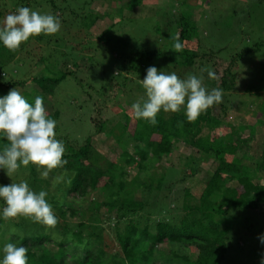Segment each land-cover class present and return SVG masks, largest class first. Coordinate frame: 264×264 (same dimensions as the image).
Masks as SVG:
<instances>
[{
  "label": "rangeland",
  "instance_id": "obj_1",
  "mask_svg": "<svg viewBox=\"0 0 264 264\" xmlns=\"http://www.w3.org/2000/svg\"><path fill=\"white\" fill-rule=\"evenodd\" d=\"M133 2V0L131 3L130 0H0L6 11L0 19V24L8 14L14 13L22 6L52 14L61 23V28L56 34H41L31 38L27 47L32 55L31 65L30 59L6 65L4 81L9 79L22 81L39 72L46 75L45 69L48 70L49 76L54 75L57 73L54 62L52 63L55 70L43 68L47 63L41 65L38 62L39 65L35 64L36 67H33L40 57L48 55L56 62L62 60L71 65L69 71L71 74L59 82L51 93L53 109L60 114L56 120V138L63 144H70L76 150L83 145L85 138L91 137L93 141L90 158L94 164L104 168L108 163H117L118 167L122 165L119 148L121 144L117 145L114 136L119 139L121 136L119 133L124 130L121 128L124 124L122 123L124 113L131 112V105L144 99L145 90L139 80L145 77L149 67L169 74L174 72L181 79H185L189 74L199 76L201 68L209 67L217 75V79L211 80L207 78L206 73L203 74L204 86L209 91L213 88L222 89L220 84L218 85L219 79L230 71L234 76L233 81L227 78L225 83L232 85H226L227 89H222V102L209 108V116L217 117L223 126L230 123L237 129L240 138L247 140V144L240 146L235 156L242 160V165L251 170L253 163L259 160L261 138L264 137V108L262 111L259 109V105L264 103V83L260 80L264 72V0H139L135 8L130 7ZM179 17H184L195 27V30L190 32L191 38L187 44L181 42L185 45L183 49L193 56L190 64L181 65L182 67L176 61L177 52L173 48L174 38L179 30L177 24ZM142 51H153L154 57L148 60L145 57L139 63L127 67L125 60ZM49 58L51 60L50 56ZM79 59H82V65L80 68H73ZM229 60L235 61L234 67L230 65ZM132 67L137 68V72L128 70ZM113 73L118 76L112 77ZM120 81L123 87L118 92L114 85ZM29 85L15 88L24 97L27 95L30 98L31 93L28 92L32 91L30 87H33ZM109 89H116L117 97L114 108L112 107L114 110L110 109L107 112L98 105V101L100 102L102 95L108 94ZM10 90L3 92L7 95ZM33 91L34 95H39V90ZM96 113H100V116L96 117ZM176 113L184 114L183 108ZM256 114H259V118L254 117ZM106 118L108 119L106 124L100 121ZM94 119L97 123L103 122L100 126L104 132L111 131L114 135L101 134L94 137L92 122ZM128 125V132H140L133 121L128 122ZM227 132L225 128L213 132L212 129L203 130V133H209L210 137L216 136L213 138L214 141H223L225 139L223 136L228 135ZM127 153L132 154L130 147L127 148ZM194 159L199 162L195 166L191 164ZM225 159L230 160L226 156ZM217 162L218 159L213 153L205 159L195 149L182 142H175L172 153L162 158L157 166L153 168L149 166L146 172L140 170L138 176H136L138 168L125 170L121 168L126 173L120 179L126 182L125 192L133 191L134 198L138 199L140 192H136L134 186H131L130 179L136 177L142 180L147 175L154 180L161 178L159 191L140 190L143 208L139 210L137 216L143 220L146 215L151 223V226L148 224L149 229L152 231V223L156 220L175 223L179 218L181 211L178 207L182 201L178 192L183 188L188 189L195 197L189 205L197 202L199 192ZM27 172L28 167H21L16 174L8 177L6 171L0 169V186L21 180L27 181ZM54 177L56 182L62 179L59 174ZM258 181L257 176L253 183ZM51 182L47 190L49 194L53 191L52 187H56L53 184L54 178ZM56 194L59 196L58 203L82 214L81 230L84 234L93 229L97 233L102 231L106 236L104 241H109L114 248L113 236L110 229H107L112 225V221L107 220L111 216L105 213V209L100 208L98 212V218L104 223H98L95 217L91 220L86 219L94 210V205L90 201H94L95 197L88 194L82 199L79 196H68L66 202L63 199L65 194L60 188ZM98 194L97 201L101 199ZM119 197H122V193ZM4 206L3 201H0L1 218ZM53 212L56 213L55 210ZM220 212H223V209H220ZM231 216L238 231L237 234L227 235V250L220 264H260L264 257V245L256 238L260 234L259 231L264 230V209L243 210L232 213ZM80 219L72 217L68 223H78ZM246 219L248 220L244 224ZM10 220L17 224L21 221L30 222L26 217ZM7 234L6 230L0 231V236L4 237ZM188 248L191 253L195 252V247ZM156 250L163 257L170 259L171 250L174 248L170 244H161ZM171 260L172 264L176 262Z\"/></svg>",
  "mask_w": 264,
  "mask_h": 264
},
{
  "label": "trees",
  "instance_id": "obj_2",
  "mask_svg": "<svg viewBox=\"0 0 264 264\" xmlns=\"http://www.w3.org/2000/svg\"><path fill=\"white\" fill-rule=\"evenodd\" d=\"M133 1L130 7L135 8L139 0ZM5 12L1 3L0 19ZM177 24L179 30L175 38L178 36L180 42L187 44L191 38L190 32L192 33L195 27L189 24L184 17H179ZM30 42L31 38L22 43L15 52L7 50L0 43V98L6 96L3 91L15 87L22 88L31 84L29 86L33 87H30L32 91L28 92L31 93V97L29 98L24 93L25 98H28L29 103L34 104L37 95L33 94V90H39V95L43 97L44 107L49 118L56 121L60 114L53 109L51 93L59 82L71 74L69 72L72 68L71 65L62 60L56 62L51 55H48L40 57L32 66L36 67L35 64L47 63L43 68L48 67L54 70L56 66L57 73L54 75L49 76L48 70L45 69L46 75L39 72L22 81L13 79L4 81L6 77L4 67L6 65L18 64L29 59L31 65L32 55L27 48ZM145 57L147 60L151 59L154 57V52H137L125 62L127 67H130ZM175 58L180 66H186L190 64L193 56L183 49L182 52L176 53ZM52 62L55 63V66ZM233 62L235 61L229 60L230 65L234 67ZM81 65L82 59H79L73 68H80ZM67 67L69 69H66ZM128 70L137 72V68L134 67ZM117 76L115 73L112 75V77ZM233 77V74L227 71L220 77L218 85L220 84L222 89H227L225 86L232 85V83L227 84L225 80L227 78L232 80ZM260 80L264 83V72ZM114 87L118 88V92L121 91V87H123L121 81L115 83ZM116 97V89H109L106 96L102 95L98 105L105 108L107 112L110 109L114 110ZM111 99L113 100L111 101ZM263 108L264 103H261L259 105L260 111ZM105 109L102 110L106 111ZM209 115L210 110L208 109L194 122H188L184 114L161 111L156 117V124L152 125L146 120L134 119L131 112L124 113V121L122 120L124 124L121 126L124 130L119 133L121 135L119 139L114 136L117 145L120 146L121 144L119 148L122 165L120 167L117 163H108L104 168L93 163L90 158V147L93 141L91 137L85 138L83 145L76 150L70 144H64L63 159L67 160V164L62 168L54 169L47 178L40 176L43 169L37 170L36 166L30 164L26 174L31 190L37 193L41 190L47 192L54 178L53 184L56 187H52L51 194L47 193L46 200L55 210L58 223L55 228H46L32 220L30 222L21 221L19 224L10 219L6 222L0 216V231L6 230L8 232L4 237L0 236V260L3 258V247L7 243H15L17 246L28 249L27 264H172L171 259L176 261L175 263L182 262L184 264H220V260L227 250V235L237 234L238 231L230 218L232 217L231 214L243 212V210L264 209V137L261 138L262 146L259 160L253 163L250 170V168L242 165V160L235 156L239 147L247 144V140L241 139L237 129L232 127L230 123L223 126L217 117ZM95 116H100V113H96ZM254 117L259 118V114L254 115ZM100 121L106 124L108 119H100ZM132 121L135 123V127L140 129V132H128V122ZM92 122L95 130L94 137L101 134L114 135L111 131H103L100 126L103 122L97 123L95 119ZM219 128L228 130V135H222L225 138L223 141H214L213 138L216 136L210 137L209 133H203V130L212 129L213 132ZM221 141L223 144L220 143ZM175 142H182L184 145L195 149L205 159L209 157L210 153H213L218 162L200 190L197 202L190 206L189 203L195 197L191 195L188 189L183 188L178 192L181 194L180 200L182 202L178 207L181 215L176 222L156 220L152 223V231H150L151 223L148 217L145 215L144 219L141 220L139 219L140 216H137L139 210L143 208L140 190L159 191L161 178L154 180L147 175L142 180L136 177L130 179L131 186H134L136 192H140L137 199L134 198L133 191L125 192L126 182L122 181L120 177L126 172L124 173L121 168L124 170L126 168H138L136 172V176H138L140 170L146 172L149 166L153 168L161 162L162 158L168 157L172 153ZM7 143L6 138L0 136V150ZM128 147L132 149V154L127 153ZM94 152L98 154L96 150ZM225 156L229 157L230 160H226ZM196 163H199L197 159L191 161L194 166ZM186 172L191 174L189 170ZM56 174L62 176L59 182L55 180ZM257 176L259 181L253 183ZM59 188L65 194L63 199L66 202H68V196H79L82 199L88 194L95 197L94 201H90L94 205V210L88 214L86 219L91 220L95 217L98 223H104L98 218V212L100 208L105 209V213L111 216L107 220H111L112 225L107 229H110L113 236L114 248L109 241H104L106 236L101 228L102 235L101 232H98L99 234L94 232V229L90 230L88 234L82 232L83 221L80 219L82 214L78 210H70L66 205L58 203L59 196L56 193ZM121 193L122 197H119ZM96 194L101 197L98 201ZM220 209H223V212H220ZM66 212L69 214L65 215ZM72 217H79L81 221L74 224L68 223ZM247 220L244 221V224ZM259 233L256 238L258 242H260L258 237L264 235V230L261 229ZM161 244L173 246L174 250H171L170 259L163 257L156 250L157 246ZM188 247H195V252L191 253Z\"/></svg>",
  "mask_w": 264,
  "mask_h": 264
},
{
  "label": "clouds",
  "instance_id": "obj_3",
  "mask_svg": "<svg viewBox=\"0 0 264 264\" xmlns=\"http://www.w3.org/2000/svg\"><path fill=\"white\" fill-rule=\"evenodd\" d=\"M61 28V23L52 14L41 13L29 7H19L8 14L0 24V43L9 51H17L21 44L30 38L43 35H54ZM173 48L175 52L183 50V43L178 36ZM201 75L189 74L181 79L176 73L158 71L149 67L146 75L139 80L145 90V97L131 105L134 119H143L156 124L158 113H176L183 108L188 122H194L203 112L222 102V89L209 91L204 86V73L211 80L217 79L216 73L209 67L200 69ZM56 121L49 118L44 107L43 97L37 95L34 104L16 89L0 98V136L7 144L0 150V169L11 177L21 167L30 164L41 171V177L47 178L54 169L67 164L63 159L65 146L56 138ZM47 192L39 193L29 188L26 180L0 186V201L4 207L2 216L5 220L26 217L46 228H55L58 220L52 206L46 200ZM264 244V235L258 237ZM0 264H27L28 249L7 243L3 249ZM260 264H264L262 257Z\"/></svg>",
  "mask_w": 264,
  "mask_h": 264
}]
</instances>
